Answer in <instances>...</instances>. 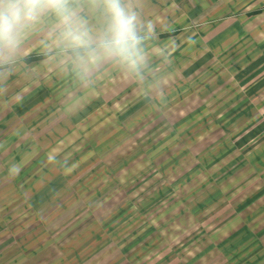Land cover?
I'll use <instances>...</instances> for the list:
<instances>
[{"label":"rangeland","instance_id":"1","mask_svg":"<svg viewBox=\"0 0 264 264\" xmlns=\"http://www.w3.org/2000/svg\"><path fill=\"white\" fill-rule=\"evenodd\" d=\"M121 6L135 16L131 60L100 46L110 18L98 0H68L85 45L45 9L15 49L0 48V176L19 184L0 189V247L27 237L39 250L2 251L0 264L79 260L112 237L130 264H264V114L248 99L264 86L252 84L264 0ZM30 183L42 196L32 206Z\"/></svg>","mask_w":264,"mask_h":264},{"label":"clouds","instance_id":"2","mask_svg":"<svg viewBox=\"0 0 264 264\" xmlns=\"http://www.w3.org/2000/svg\"><path fill=\"white\" fill-rule=\"evenodd\" d=\"M110 18L108 33L100 46L109 54L126 59L134 55L138 43L135 35V16L121 6V0H98ZM45 9L53 10L67 26L66 35L77 45L91 39L83 21L75 18L68 7V0H0V48L15 49L21 30L36 21ZM133 63L135 61H132Z\"/></svg>","mask_w":264,"mask_h":264},{"label":"crops","instance_id":"3","mask_svg":"<svg viewBox=\"0 0 264 264\" xmlns=\"http://www.w3.org/2000/svg\"><path fill=\"white\" fill-rule=\"evenodd\" d=\"M260 11H261L260 9L254 10L251 13H254V12L258 13ZM86 46H88V45H86ZM79 47L83 48L81 46H79ZM80 48H78V47L71 48L69 51L76 53V52H78V50ZM90 48H92V44H89L88 47H85V50L87 51ZM27 57H29V55ZM262 78H264V73L259 75V76L258 75L255 76V78H254L255 80L253 79L254 81L252 82V84L254 82H256L257 80L262 79ZM250 87H252V86H250ZM263 97H264V86L259 90H258V87H253L250 90V94L248 97L249 102H251V103L255 102V104H256L260 100V103L258 105L256 104V106L255 105L254 106L257 109H259V112H261V114L262 113L264 114V98ZM38 139L44 140L43 138H38ZM48 139H49V137H48ZM13 166H9V168H10L9 170L11 172H12ZM27 168H29V166ZM27 168H26V170H24V172H27ZM4 171H6L5 168L3 166H0V174H2V172H4ZM1 176H0V189H11L12 187H18L19 184L9 182V184L7 185V183H3V180H1ZM7 181H9V180H7ZM22 184L24 185V182H22ZM28 187H31V190H32V188H34L33 184H31V183ZM36 188H37V190H39V187H36ZM35 197L37 199H39L42 196L39 194V191H33L32 190V192H30V198L27 199L29 201V205H31V203H33L32 201ZM123 197H124V195L121 193L120 195H117L115 198H110L109 200H106V202L103 204L100 203L101 205L99 206V209L97 210V212H95V214H93L91 216V220H102L103 221V217L105 215H107L112 210L113 206L116 205L117 203H119V201H121L123 199ZM34 203L37 204L38 202L34 201ZM77 218H79V217H77ZM82 218H83V216H82ZM110 230H111V228H110ZM106 232L108 233V229H106ZM89 234L92 237L91 239H97L98 240V237H100V238L102 237L103 231H101V232L89 231ZM91 239L89 240L90 242H92ZM113 243H114L113 237L111 238V240L107 239L104 242H102V240H101V243H99V244L96 243V244L92 245V243H87L85 245V247H86L85 252L87 253L86 256L79 258V260H77V258H71V256H69V257L63 256L60 258V260H58V264H80V263L83 264L87 261H95V262H97V264H130V261L119 260V257L113 255L114 253L117 252L116 249L118 247V246H115ZM0 248H1L0 254L2 253V251H4L5 254H8L7 257L11 256V253H13V255L8 259V261L10 259L14 260V257H15L14 253H16L17 251L26 253L27 257H29L30 259H34V254L38 253V251H39V250H35L33 240L30 241L27 237H25V239H19L18 241H16L15 248H13V247L9 248L8 251L6 248H3L2 246ZM17 248H19V250ZM42 248H43V244L41 243V249H40L41 251L45 249V248H43V249ZM118 249H119V247H118ZM80 251H82V246H78L77 251H75L73 249V252L75 254L77 252L80 254ZM118 251H120V250H118ZM108 252H110V254ZM103 254H106V256L104 257ZM75 256H77V255H75ZM32 262H34V261H32ZM42 262L45 264L46 260L44 259V261H42Z\"/></svg>","mask_w":264,"mask_h":264},{"label":"trees","instance_id":"4","mask_svg":"<svg viewBox=\"0 0 264 264\" xmlns=\"http://www.w3.org/2000/svg\"><path fill=\"white\" fill-rule=\"evenodd\" d=\"M37 57H39V56H37ZM28 61H31V58H28Z\"/></svg>","mask_w":264,"mask_h":264}]
</instances>
